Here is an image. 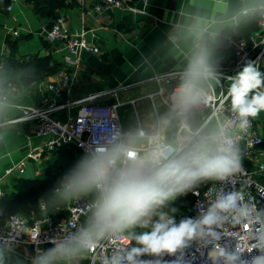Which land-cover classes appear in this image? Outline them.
I'll list each match as a JSON object with an SVG mask.
<instances>
[{"label":"crops","instance_id":"crops-1","mask_svg":"<svg viewBox=\"0 0 264 264\" xmlns=\"http://www.w3.org/2000/svg\"><path fill=\"white\" fill-rule=\"evenodd\" d=\"M101 1H0L1 63L4 56L14 55L19 59L38 56L50 57L52 64L58 67L56 73L30 84L9 82L4 87L0 80L4 90L0 102L3 196L13 192V179L16 177H44L46 164L55 160L59 150H49L47 137L37 134L35 123L11 121L20 115L23 107L63 104L97 91L119 88L117 96L105 97L99 103L107 104L109 99L116 98L112 104H120L119 113L127 134L137 132L139 121L150 129L155 124L154 112L151 101L145 95L155 90L157 85L146 80L156 74L185 68L191 50L200 42L208 43L212 62L219 65L230 63L234 58V49L217 47L215 43L232 35L251 45L260 29L259 8L264 5V0H132L124 7L97 11L94 7ZM59 16L66 19L72 33H83L96 47L94 52L83 50L77 56V64L71 63V57L62 44L48 39L52 23ZM247 17H258V28L252 31L249 40L241 37L238 30L241 21ZM194 25L201 32L200 40L193 35ZM63 69L70 74L68 82L60 73ZM49 84L59 86L60 92L48 88ZM127 84L134 86L123 89ZM131 99H136V102L131 103ZM77 108L69 104L54 115L66 120L76 115ZM158 109L166 126L167 138L176 140L175 117L161 103ZM256 120L264 136V113ZM242 159L243 164L256 167L264 160V154L253 158L242 156ZM10 168L13 171L7 174ZM40 207L41 216L35 220L49 215L43 201H40ZM65 212L64 217L68 213L67 204ZM4 218L6 215L0 207V221ZM33 255L32 247L20 245L13 250L0 244V264H34ZM53 264L90 263L81 250Z\"/></svg>","mask_w":264,"mask_h":264},{"label":"built area","instance_id":"built-area-1","mask_svg":"<svg viewBox=\"0 0 264 264\" xmlns=\"http://www.w3.org/2000/svg\"><path fill=\"white\" fill-rule=\"evenodd\" d=\"M1 2L6 0H0ZM132 0H102L95 5L97 11L107 10L112 7H124ZM260 29L253 38L251 45L241 38L228 35L225 40L215 43L217 47L234 49L233 60L226 65L213 63L217 73V79L211 80L205 92L204 99L200 104L183 113L172 105V93L176 87L183 69H173L164 73L156 74L146 82L156 83L155 90L145 95L153 107L155 124L147 128L140 121L137 132L127 134L124 131L120 113L119 103L101 104L100 99L108 96H117L119 88L97 91L86 96L76 98L67 103H50L44 106H26L22 108L20 115L12 122H33L36 124V132L39 136L47 137L49 150H56L63 145H75L85 155L96 147L108 146L143 131L148 135H156L161 143H171L167 138L166 126L163 125L158 104L166 106L176 119V140L183 142L180 154L186 148L192 147L199 139L200 134L212 127H218L222 123L238 120L236 114L231 111L230 101L226 100L228 87L231 83L230 76L239 72L248 62H255L262 71L264 67V5L259 8ZM50 42L62 44L70 55L72 64H77V56L83 51L94 52L96 47L82 34L72 33L66 24V19L59 16L54 20L48 33ZM2 63L0 61V70ZM65 82L70 80V74L66 69L60 72ZM134 86L127 84L123 89ZM48 88L60 92V87L49 84ZM4 90L0 84V102ZM45 100H48L47 98ZM136 99H131L135 103ZM160 102V103H159ZM69 104L77 106L76 115L66 120L57 118L54 113ZM149 127V126H148ZM241 150L242 156L253 158L264 154V136L260 125L253 121L251 127L246 131L233 126L230 129ZM13 169L7 170V174ZM264 173V160L256 167L243 164L238 173L225 177L223 180H211L204 188L192 189L195 197L194 205L188 215H169L176 223L183 219L197 220L200 218L221 195L233 191L242 193V206H248L253 212L264 211V182L257 178L258 174ZM3 178L0 177V197L3 196ZM93 196L91 194L68 199L66 217L54 220L50 215L30 223L28 218L21 213H12L0 221V244L8 249H17L20 245L32 247L34 251L33 262L36 257L46 252L55 245L70 239L71 235L81 229L87 220ZM44 207V205H43ZM223 221L212 230L216 232L219 239L211 240L210 237L194 238L186 243L185 247L179 249L175 254H162L160 256L142 255L137 259L151 261L156 264H232L225 256H212L210 253L215 248L224 249L235 254L238 259L235 264H251L253 257L264 254L259 250L260 238L264 236V223L252 219L246 222L238 213H223ZM146 230L134 231L129 229L124 236H108L98 240L91 246L90 250L84 251L90 264H109L110 259L117 253L125 255L126 251L135 245L134 236ZM207 232V229H205ZM132 240V244H127Z\"/></svg>","mask_w":264,"mask_h":264},{"label":"clouds","instance_id":"clouds-1","mask_svg":"<svg viewBox=\"0 0 264 264\" xmlns=\"http://www.w3.org/2000/svg\"><path fill=\"white\" fill-rule=\"evenodd\" d=\"M193 35L200 40L201 32L195 25ZM214 79L217 73L209 45L206 41L197 43L173 89V107L178 113L197 107ZM229 80L225 99L230 101L238 124L229 121L207 129L183 155L180 154L182 141L161 143L156 135L143 131L87 152L71 175L55 189V194L65 200L91 194L90 214L70 239L36 257L34 264H53L58 259L70 258L78 251L90 250L100 239L124 236L137 226L150 230L135 235L137 246L129 248L125 255L115 254L109 264H152L137 258L145 254L157 257L175 254L194 238L210 237L205 243L219 239L212 229L222 223L223 213L234 212L246 222L255 219L264 223V211L253 212L250 207L242 206V193L237 191L221 195L197 220L187 218L176 223L162 211L157 214V209L198 182L223 180L242 170L241 150L230 129L235 126L246 132L264 113V71L250 61ZM132 242L128 240L127 244ZM258 247L264 253V236ZM210 255L225 256L232 264L238 259L220 248ZM251 264H264V254L253 257Z\"/></svg>","mask_w":264,"mask_h":264},{"label":"trees","instance_id":"trees-1","mask_svg":"<svg viewBox=\"0 0 264 264\" xmlns=\"http://www.w3.org/2000/svg\"><path fill=\"white\" fill-rule=\"evenodd\" d=\"M43 1L48 2V0ZM257 28L258 17L244 18L238 27L239 35L249 40L250 34ZM57 70L58 67L52 64L50 57L32 56L19 59L14 55L4 56L2 58L0 80L3 82L4 87L9 82L30 84L44 76L56 73ZM190 148H186L181 155ZM83 156L82 151L75 145H63L59 148L55 160L46 164L44 177L14 178L13 192L0 198V207L3 214L7 217L11 213H21L32 223L33 220L41 216L40 201H43L47 214L56 221L62 219L66 214L65 206L68 199H61L57 196L55 189L59 188L65 177L70 176L77 168ZM210 182L211 180L198 182L185 193L178 195L166 213L169 215H188L195 202L192 189L204 188Z\"/></svg>","mask_w":264,"mask_h":264},{"label":"rangeland","instance_id":"rangeland-1","mask_svg":"<svg viewBox=\"0 0 264 264\" xmlns=\"http://www.w3.org/2000/svg\"><path fill=\"white\" fill-rule=\"evenodd\" d=\"M257 178H259L260 180H262L263 182H264V173H261V174H258V176H257ZM175 200V199H174ZM173 200V201H174ZM173 201H170V202H168L165 206H163L162 208H160V209H157V214L159 213V212H164V213H166L167 212V210L169 209V206H171V203L173 202ZM167 214V213H166ZM154 218H155V215H154ZM149 227H147V228H145V227H133V228H131V229H133L134 231H141V230H146V229H148Z\"/></svg>","mask_w":264,"mask_h":264},{"label":"water","instance_id":"water-1","mask_svg":"<svg viewBox=\"0 0 264 264\" xmlns=\"http://www.w3.org/2000/svg\"><path fill=\"white\" fill-rule=\"evenodd\" d=\"M116 101V98L115 97H112L111 99L108 100L107 104H112Z\"/></svg>","mask_w":264,"mask_h":264}]
</instances>
